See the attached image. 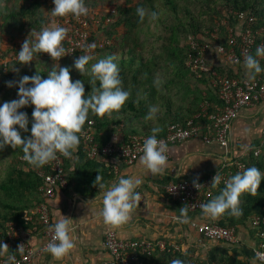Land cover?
I'll return each instance as SVG.
<instances>
[{
    "label": "trees",
    "instance_id": "16d2710c",
    "mask_svg": "<svg viewBox=\"0 0 264 264\" xmlns=\"http://www.w3.org/2000/svg\"><path fill=\"white\" fill-rule=\"evenodd\" d=\"M85 3L89 13L81 18L86 20L88 27L84 28L77 18L71 16L56 18L69 30L86 32L83 48L76 47L72 54L60 61L53 60L47 53L37 54L31 64L22 65L17 53L33 30L39 32L47 25L48 12L54 8L53 0H0V103L18 98V89L7 87V81L36 74L47 79L56 63L72 69L73 81H83L87 95L91 91V77L87 72L83 75L74 68L75 59L84 54L83 50L89 44H95L96 48L93 50L94 58L86 66L88 69L99 59L114 56L120 68L122 86L130 92L128 101L111 116L106 114L100 117L90 112L78 134L80 144L77 149L70 158L62 156L68 181L65 192L76 187V193L94 196L103 191L98 184L95 185L96 177L101 174L102 182L107 185L113 181L115 172L112 165L108 167L105 164L106 158H113L99 156L98 160V157L91 159L88 156L82 135L89 128V123L94 122L95 139L101 148L115 142L119 133L123 136L121 141L127 142L131 136L148 137L154 127L162 129L157 134V138H162L170 126L185 125L192 119L206 127L209 116L224 108L219 91L212 87L213 73L229 79H243L246 75L220 68H213L210 73L201 75L194 73L188 66L193 52L189 39L194 38L200 45L213 40L230 50L231 35L236 36L240 43L245 29L250 25L257 36L252 53L255 55L257 47L264 45V0H85ZM109 4L112 10H106ZM137 7H144L149 13L157 12L159 19L150 21L146 17L140 22ZM69 37L68 33L63 42L67 50L70 47ZM258 59L264 67V58ZM234 66L239 69L243 64ZM260 77L264 78V72L257 75L254 81ZM157 78L160 80L159 88L154 86ZM154 105L158 106L159 112L155 119L146 120L149 108ZM33 108L28 106L21 109L28 113L29 129ZM30 135V131L22 132V136ZM23 155L19 146L16 149L6 146L0 151V238L6 244L10 224L25 232L34 227L43 229L36 212L41 204L46 203L42 190L45 179L40 175L46 167L31 166ZM252 166L264 173V156L256 157L250 151L247 157L232 164L231 176ZM223 187L222 184L214 188L213 198ZM240 200L243 209L240 217L225 214L208 222L215 221L222 227L235 228L237 236H246L247 233L255 236L257 231L252 228V222L256 217H264V181L255 195L245 193ZM190 215L191 218L204 216L203 213ZM29 216L31 222L27 220ZM250 247L246 242L241 247H234L225 242L212 244L207 241L203 246L193 245L184 252L174 251L167 242L165 250L155 248L150 254L141 255L135 264H171L174 259H181L184 264H251L253 256ZM13 250L11 247L8 249L9 252Z\"/></svg>",
    "mask_w": 264,
    "mask_h": 264
},
{
    "label": "clouds",
    "instance_id": "9594fccd",
    "mask_svg": "<svg viewBox=\"0 0 264 264\" xmlns=\"http://www.w3.org/2000/svg\"><path fill=\"white\" fill-rule=\"evenodd\" d=\"M54 8L48 12V23L39 32L33 30L25 39L21 50L17 53V59L22 65L31 64L37 54L47 53L55 61H60L70 54L63 46L69 29L58 23V17L81 18L87 16L89 9L85 0H53ZM136 14L140 22L146 17L150 21L159 19L155 11L151 13L144 7H137ZM95 44H89L83 50L81 56L74 61V68L83 75L87 72L91 77V91L85 94V83L79 79L73 81L70 67H62L60 63L49 72L44 79L40 74L33 76L23 75L19 80L7 81V87L18 89L17 99L0 103V151L6 146L16 149L18 146L23 152V159L35 168L43 167L57 159L60 154L70 158L80 144L78 135L89 113L100 117L111 116L114 111H119L128 101L130 92L124 90L120 76L119 65L114 56L99 59L86 68L94 58ZM264 58V45L258 46L255 55L244 57L243 66L248 80L254 81L257 75L264 72L260 59ZM15 71L18 72V69ZM98 82V86L97 85ZM31 85V86H30ZM154 86L160 87L159 78L154 80ZM34 106L32 111L31 129H29V116L21 109ZM159 112L158 106H151L146 120L155 119ZM18 126V128H17ZM31 132L30 136H22ZM162 129L152 128V134L143 142L140 162L143 165V173L153 176L166 174L168 164L167 145L157 138ZM222 177L219 172L214 176L211 187L220 185ZM264 181V173L255 166L248 167L242 172L230 176L224 180V187L220 193L208 203L199 207L203 215L211 220H216L227 214L240 217L243 214L240 197L245 194L255 195ZM140 174L124 177L118 181L105 185L102 176L96 177L95 185L103 190L102 211L103 222L114 228L130 225L132 214L141 202V194L136 191L142 184ZM199 189L201 186L194 182ZM94 200V201H95ZM94 201H90L92 204ZM187 205V204H186ZM184 205L179 208V215L175 217L177 222L187 224L190 222L189 208ZM134 228V225H132ZM52 232L51 241L46 245L45 251L54 259H61L75 247L73 233L75 227L73 219L63 215L49 228ZM24 245L18 246V251L23 252ZM9 249L8 245L0 241V255ZM15 256H8V262L15 261ZM264 264V251H255L251 264ZM171 264H184L181 259L172 260Z\"/></svg>",
    "mask_w": 264,
    "mask_h": 264
},
{
    "label": "built area",
    "instance_id": "2783aa9c",
    "mask_svg": "<svg viewBox=\"0 0 264 264\" xmlns=\"http://www.w3.org/2000/svg\"><path fill=\"white\" fill-rule=\"evenodd\" d=\"M241 18H244L242 16ZM79 24L84 28L88 27L86 20L77 19ZM107 21H111L108 19ZM252 22V20L250 21ZM75 37L69 38L70 47L68 52L73 53L76 47L83 48L87 38L86 32L77 29ZM75 38V39H74ZM215 38V37H214ZM257 36L254 34L251 26L245 29L239 43L238 38L233 34L230 37L231 49L227 50L224 46L219 45L213 40L205 41L200 45L194 38L189 39V44L192 53L189 57L188 66L191 70L198 74L210 73L212 70L207 63V53L215 49L218 54L224 56L232 64H243L244 57L252 54L256 45ZM239 44V46H238ZM103 44H101L102 46ZM200 46V48H199ZM238 48V50H237ZM214 80L212 87L219 91V97L224 102V108L219 109L214 115L209 116V124L206 127L198 124L195 119L188 121L185 125L174 124L169 127L167 134L158 138L163 140L167 145V149L173 145L185 142L193 138H202L207 144L218 143L223 147L228 148L230 144V135L234 122L239 118L242 110L264 103V78H259L257 81H250L246 78L243 79H229L221 77L213 73ZM1 79V74H0ZM94 122L89 123V128L83 133L84 144L88 150V156L95 159L99 156L115 158L123 160L127 165H134L142 156L143 142L147 136H131L127 142H122L115 139L101 148L95 139V132L93 130ZM256 157L264 156V134L258 145L251 149ZM168 156V151H167ZM239 167L243 166L237 162ZM46 169L40 172V175L45 179V185L42 188L46 203L41 204L36 214L40 216L42 221L43 230L46 236V242L43 246V252L46 245L51 241L52 232L49 228L54 224L49 201L56 197L57 190L66 188L68 181L65 175L64 163L62 155L58 154L57 159L45 165ZM49 169V173L47 170ZM219 172L222 177L220 185H224V180L231 176L230 167H225L215 173L211 174L208 178L198 182L201 186L196 188L194 181L181 179L172 181L166 185L165 190L169 198L181 205H186L189 208V213L199 214L202 213L201 204L208 203L214 196V188L211 187L214 176ZM198 217L191 221V226L199 234L200 243L205 244L225 242L234 247H241L244 242L248 243L251 247L250 251L254 258L255 251H264V217H256L252 222V228L257 231L255 236L247 233V241L242 240L237 236L235 228L222 227L215 223V221H198ZM28 221H30L27 218ZM20 229L14 225H9L8 231V247L13 248V253L7 251L0 255V264H9L8 256L14 255L15 261L11 264H32L36 257L40 254L32 245L21 239ZM0 241L2 239L0 238ZM125 240L119 238L117 232L109 229L106 233L104 246L109 254V258L101 264H135L139 261L141 255L150 254L155 248L165 250L167 242L157 240ZM250 241V242H249ZM24 245L23 252L18 251L19 245ZM174 251L183 250L182 246L177 244H170ZM184 251V250H183ZM259 263V262H258Z\"/></svg>",
    "mask_w": 264,
    "mask_h": 264
},
{
    "label": "crops",
    "instance_id": "0c3cea01",
    "mask_svg": "<svg viewBox=\"0 0 264 264\" xmlns=\"http://www.w3.org/2000/svg\"><path fill=\"white\" fill-rule=\"evenodd\" d=\"M206 59L211 69L233 70L235 73L246 75L244 66L237 69L215 49L207 53ZM263 134L264 103L241 111L232 126L228 148L218 143L207 144L202 138H193L171 146L168 150L166 174L163 176L144 174L140 159L134 165H127L123 160L106 158V166L112 165L115 172L113 181L107 185L118 181L121 176L137 174H140L143 181L136 189L141 194V202L132 214L130 225L114 228L103 222L102 199L95 200L96 197H101L102 192L85 196L76 193V187L69 188L68 193L65 188L58 189L56 197L49 201L52 217L54 222L63 218V215L73 219L75 247L63 258L54 259L49 253L43 252L46 242L43 229L34 227L25 232L19 228L21 239L28 241L40 253L32 264H101L109 258L104 246L109 229L115 230L121 239L163 240L182 246L184 251L193 245H200L199 234L191 226L194 218H191L190 213V222L187 224H181L175 219L179 215L178 209L182 206L169 198L165 190L166 185L181 179L200 182L216 171L231 167L235 161L249 155L251 149L261 141ZM117 139H123L121 133L117 134ZM90 201L94 202L89 204ZM28 219L32 220L31 216ZM197 220L210 221L205 216H199ZM244 241H247V237Z\"/></svg>",
    "mask_w": 264,
    "mask_h": 264
},
{
    "label": "rangeland",
    "instance_id": "374dc122",
    "mask_svg": "<svg viewBox=\"0 0 264 264\" xmlns=\"http://www.w3.org/2000/svg\"><path fill=\"white\" fill-rule=\"evenodd\" d=\"M104 4H108V3L107 2H104ZM106 10H112V7L110 6V4L106 6ZM96 23H97V19H96ZM68 33L70 34V37H71V35H73V37H75V35H77V33L74 32V31H72V30H69ZM238 237L241 238L242 240H244L246 238V236L244 234H240ZM200 245L203 246V244H200ZM204 247H206V245H204Z\"/></svg>",
    "mask_w": 264,
    "mask_h": 264
}]
</instances>
